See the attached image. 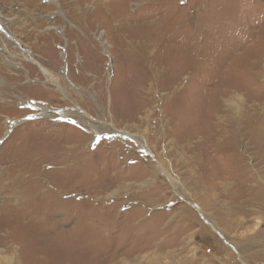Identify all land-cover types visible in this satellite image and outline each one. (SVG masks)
Masks as SVG:
<instances>
[{
  "label": "rangeland",
  "instance_id": "rangeland-1",
  "mask_svg": "<svg viewBox=\"0 0 264 264\" xmlns=\"http://www.w3.org/2000/svg\"><path fill=\"white\" fill-rule=\"evenodd\" d=\"M0 12V180L19 155L35 181L69 170L57 197L29 194L32 180L6 204L0 187V263L80 229L102 264H264L247 179L263 165L231 167L207 133L214 110L264 128V0H0ZM174 130L195 137L187 147Z\"/></svg>",
  "mask_w": 264,
  "mask_h": 264
},
{
  "label": "bare ground",
  "instance_id": "bare-ground-1",
  "mask_svg": "<svg viewBox=\"0 0 264 264\" xmlns=\"http://www.w3.org/2000/svg\"><path fill=\"white\" fill-rule=\"evenodd\" d=\"M0 14L2 15L1 12H0ZM1 15H0V21H1ZM0 24H4V22H0ZM184 51H183V53L185 54ZM180 52H179V54H180ZM182 56L183 55H181V57ZM183 59L184 58H182V60ZM46 74L50 77V79L54 78V76L51 73L47 72ZM147 74H148V72H147ZM179 74H180V71H179ZM178 78H179V75H177V74L176 75H164V76H162L164 84L165 85H169V87H168L169 89L175 85V82H176V80ZM225 93H226V91L223 92V93L222 92H218L217 95L220 94V96H224ZM136 103H138V102H136ZM137 108H138V106L135 104V106L132 109L131 108H127L126 112L128 110L130 112L131 111H135ZM63 113L65 115L72 114V112L69 113V112H66V111H64ZM172 118L173 119L175 118V113L172 114ZM209 120L211 121V124L207 128L208 146L210 147L209 149L212 148V150L217 151L218 156H220L222 159H224V162L226 164L228 163L230 166L236 164L238 166V170L240 169L242 172H244L245 163H246L245 162L246 161V157L247 156H251V158L256 161V165H260V164L263 165L262 171H260V168L258 167L259 169L257 168L256 174L255 175H250V176L247 175V179H248V181H251V182L255 183V185H252V187L249 189V190H251V192L253 194V198H252V199H254L253 202L257 201L258 204L260 205V208L262 210H264V128H262L261 126H257L256 124L258 123V121H257L258 119L251 118V117H249V118H247L245 120V125L244 126H240L236 122L226 118L225 115H221V111H217V110H214L210 114ZM84 122H86V124H88L87 121H84ZM172 134L174 135V138H177V140L180 143L186 144L187 147H188V145L192 142V140L195 137V135H194L195 133L193 134V133L188 132V131L185 134H183V133L182 134H177V132L174 130L172 132ZM177 140L175 139V141H177ZM175 141H173V142L175 143ZM141 144L144 147L148 146L147 138L142 137ZM186 146H185V148H186ZM174 147H175V145H174ZM177 147H179V146H177ZM191 147H193V145ZM240 147H243V149H239ZM202 148H203V146H202ZM190 151H192V150H190ZM60 156H62V153L59 154V155H55L56 158H60ZM218 156H215V157L218 158ZM22 157L23 158H21L20 155L18 156L19 162L17 160H15V159H11L10 158V160H13L11 162H13L14 164L12 165V167L4 175L5 176L10 175L11 180H9L8 183H5V181L0 180V187H3L2 188L3 190L11 191V192L14 193V195L12 197L6 198L4 203H6V201H8L10 203V200L13 199L15 194L20 193L19 189L21 188V186L23 185L24 182H26V181L30 182L32 180L35 181V179L33 178L35 176V174H33V172H31L32 170L29 169V166H27V164H25V163H20L21 161L25 162L24 158H26V156H22ZM69 158H70V156H66V157L62 158L61 160H58V159H55V158H52V159H53V163L55 165H57V164H60V162H62V161L65 162V161L69 160ZM206 158H207V155L203 159H206ZM209 158H211V157H209ZM21 159H23V160H21ZM36 160L39 161L40 159L37 158V159H35V161ZM258 160L260 162H258ZM65 169H66V171H69V170H67V168L55 167V169H54L55 171H53V172H55V174H53V175H56L55 178H54V176L53 177L51 176V177H47L46 179H43V176H41L40 174L36 175L39 179L35 181V184H33L34 188L28 189L29 194H33V193H35L37 191H41V192H45L47 194H50L52 196L57 197V194L59 195V193L61 192L60 189H59V188H61V186H60V184H61L60 177L67 176L66 175L67 172L65 171ZM197 169L199 170L198 171L199 172V176H202L203 174H205L207 172L206 165H205V163L202 160H201V163H198ZM188 170H189V168H188ZM204 171H205V173H204ZM213 171H215V170H213ZM231 171H233V170H231ZM195 172H196V170H195ZM228 172H230V171H228ZM261 173H263V174L261 175ZM49 174H51V171L49 172ZM189 175H190V173H189ZM234 176H235V174H234ZM0 177H1V175H0ZM17 184H21V185H17ZM37 185L39 186L38 189H37ZM47 185H49V186H47ZM243 186H245V185H243ZM211 199H213V200L215 199L213 197V195L211 196ZM211 199H210V201H211ZM249 204H251V203H249ZM7 207H8V209H10L11 205L8 204ZM243 210H245V209H243ZM4 211H5L4 207H1L0 208V230L4 229L5 225L8 224L7 222H9L11 220V216L9 214H7V213H5L6 217L4 216L5 218H2ZM77 215H78V212H76L75 215L73 214V217H71V215L69 216V214H68L63 219L64 220L63 222L74 221L76 223ZM87 218L92 220L91 217H86V219ZM1 220H4V221H1ZM80 220H81V215L79 214L77 222L80 223ZM3 223H5V224L3 225ZM244 224H245V222H244ZM240 225L241 226L243 225V223L241 221H240ZM44 228L45 229H42L41 233H44V234L47 233L48 234L49 227L46 226ZM15 233H17V231H14V232H11V233L9 232L10 238L13 241L16 240V237L12 236ZM56 233L58 234L57 238H60L61 236L66 235V234H67L66 237L68 236V238L67 239L66 238H63V239H57L56 238V241L49 242L50 243L49 246L47 245L46 248H43L41 246L34 253H32L31 250H29L27 248V246L22 245V243H19L20 245L16 244L14 248L10 247L11 249H9V252L7 251V254H5V256H2L3 257L2 259H4V260L0 264H26V262L35 263V264H80V263L102 264L104 262L105 259L99 260V259H97V257L91 256V254L94 252L93 249L95 248L94 247L95 244L89 238H88V241L86 240L87 237H86L85 234H83L82 230L78 229V230H75V231L70 232V233H66V232H63V231H56ZM4 235H5V237H8L6 234H4ZM23 244H25V242ZM234 249H236V248H234ZM124 260H126V259H124Z\"/></svg>",
  "mask_w": 264,
  "mask_h": 264
},
{
  "label": "snow or ice",
  "instance_id": "snow-or-ice-1",
  "mask_svg": "<svg viewBox=\"0 0 264 264\" xmlns=\"http://www.w3.org/2000/svg\"><path fill=\"white\" fill-rule=\"evenodd\" d=\"M74 123V122H73Z\"/></svg>",
  "mask_w": 264,
  "mask_h": 264
}]
</instances>
